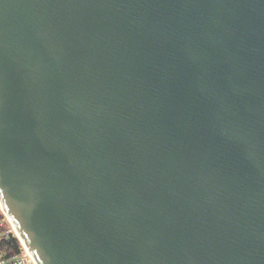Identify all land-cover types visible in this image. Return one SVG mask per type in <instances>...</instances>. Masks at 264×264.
<instances>
[{"label": "water", "instance_id": "1", "mask_svg": "<svg viewBox=\"0 0 264 264\" xmlns=\"http://www.w3.org/2000/svg\"><path fill=\"white\" fill-rule=\"evenodd\" d=\"M0 204L37 264H264V0H0Z\"/></svg>", "mask_w": 264, "mask_h": 264}, {"label": "built area", "instance_id": "2", "mask_svg": "<svg viewBox=\"0 0 264 264\" xmlns=\"http://www.w3.org/2000/svg\"><path fill=\"white\" fill-rule=\"evenodd\" d=\"M13 231L15 232L14 227L13 230L4 228V220H0V264H37L33 255L21 241L19 252L13 255H7V250L1 246V243L3 240L9 239L12 233L16 234Z\"/></svg>", "mask_w": 264, "mask_h": 264}, {"label": "trees", "instance_id": "3", "mask_svg": "<svg viewBox=\"0 0 264 264\" xmlns=\"http://www.w3.org/2000/svg\"><path fill=\"white\" fill-rule=\"evenodd\" d=\"M4 215L1 212V207H0V220H3ZM1 246L4 247L7 250V255H13L15 253L19 252L21 242L19 238L15 234H11L9 239H5L2 241Z\"/></svg>", "mask_w": 264, "mask_h": 264}, {"label": "rangeland", "instance_id": "4", "mask_svg": "<svg viewBox=\"0 0 264 264\" xmlns=\"http://www.w3.org/2000/svg\"><path fill=\"white\" fill-rule=\"evenodd\" d=\"M0 207H1V204H0ZM1 212L5 216V217L3 216L4 217V219H3L4 220V228H10V229L13 230V227H12L13 225L11 224L10 220L8 219V217L6 216V214L4 213V211L2 210V207H1Z\"/></svg>", "mask_w": 264, "mask_h": 264}]
</instances>
